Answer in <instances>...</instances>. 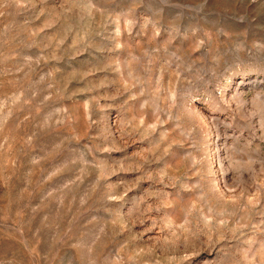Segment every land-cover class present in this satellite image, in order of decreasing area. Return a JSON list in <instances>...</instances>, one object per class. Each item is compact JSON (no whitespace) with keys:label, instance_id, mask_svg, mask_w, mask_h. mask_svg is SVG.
<instances>
[{"label":"rangeland","instance_id":"rangeland-1","mask_svg":"<svg viewBox=\"0 0 264 264\" xmlns=\"http://www.w3.org/2000/svg\"><path fill=\"white\" fill-rule=\"evenodd\" d=\"M0 264H264V0H0Z\"/></svg>","mask_w":264,"mask_h":264}]
</instances>
